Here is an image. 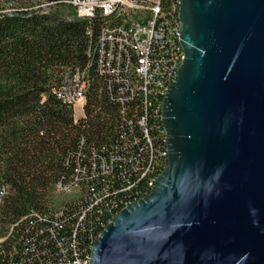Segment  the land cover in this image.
Returning <instances> with one entry per match:
<instances>
[{"label":"trees","instance_id":"obj_1","mask_svg":"<svg viewBox=\"0 0 264 264\" xmlns=\"http://www.w3.org/2000/svg\"><path fill=\"white\" fill-rule=\"evenodd\" d=\"M74 1L0 0V264H87L167 166L161 107L178 53L150 47L140 74L115 16L77 18ZM176 1L161 2L169 23ZM75 77L80 116L65 102Z\"/></svg>","mask_w":264,"mask_h":264},{"label":"water","instance_id":"obj_2","mask_svg":"<svg viewBox=\"0 0 264 264\" xmlns=\"http://www.w3.org/2000/svg\"><path fill=\"white\" fill-rule=\"evenodd\" d=\"M167 166L88 264H264V0H180Z\"/></svg>","mask_w":264,"mask_h":264},{"label":"built area","instance_id":"obj_3","mask_svg":"<svg viewBox=\"0 0 264 264\" xmlns=\"http://www.w3.org/2000/svg\"><path fill=\"white\" fill-rule=\"evenodd\" d=\"M161 2L162 0H82L74 1L72 5L76 17L80 19L92 18L98 13L115 16L121 35L142 56L139 73L146 74L149 70L148 53L152 46L166 45L173 53L176 51L177 66L184 58L180 41L173 38V23L166 20ZM175 4H180V0L173 3L172 8ZM84 96L83 90H75L74 95L67 97L65 102L71 105L74 111L76 101L84 100Z\"/></svg>","mask_w":264,"mask_h":264},{"label":"bare ground","instance_id":"obj_4","mask_svg":"<svg viewBox=\"0 0 264 264\" xmlns=\"http://www.w3.org/2000/svg\"><path fill=\"white\" fill-rule=\"evenodd\" d=\"M77 1V0H76ZM112 1V0H111ZM178 5V6H177ZM179 5L180 4H176V5H174V8L175 9H178V12H179ZM178 7V8H177ZM101 15H103V16H105L104 15V13H100ZM181 27H182V25H181V23L179 22V19L177 18V21H175L174 23H173V38L176 40V41H180V38H179V36H180V32H181ZM177 68H178V66H177ZM78 79H77V77H75V80L73 81V83H72V85H71V90H76L77 89V85H78ZM82 86V89L81 90H84V88H85V86H83V85H81ZM77 103H80L81 104V107H80V109H82L83 107V104L85 103V101L84 100H78V101H76ZM88 264V263H87Z\"/></svg>","mask_w":264,"mask_h":264},{"label":"rangeland","instance_id":"obj_5","mask_svg":"<svg viewBox=\"0 0 264 264\" xmlns=\"http://www.w3.org/2000/svg\"><path fill=\"white\" fill-rule=\"evenodd\" d=\"M80 107H81V104L80 103H77V105L74 108V113H75L76 116H80L81 115V109H80ZM58 195L56 194V196H58Z\"/></svg>","mask_w":264,"mask_h":264}]
</instances>
